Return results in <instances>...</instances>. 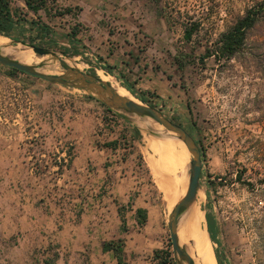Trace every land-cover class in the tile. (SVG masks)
I'll list each match as a JSON object with an SVG mask.
<instances>
[{
	"label": "rangeland",
	"instance_id": "374dc122",
	"mask_svg": "<svg viewBox=\"0 0 264 264\" xmlns=\"http://www.w3.org/2000/svg\"><path fill=\"white\" fill-rule=\"evenodd\" d=\"M256 1L259 0H54V7H69L71 13L47 19L43 12H39L41 20L58 34L56 41L62 47L69 48L60 34L68 32L74 24L78 26L77 36L81 41L85 38L93 40L94 37L98 43L108 38L112 41L124 38L130 44L140 41L135 49L145 59L142 64L157 72L159 85L167 81L173 92L168 105L156 98L153 104L149 101L144 103L181 126L198 146L201 159L199 186L202 190L198 212L202 213V228H205V212L214 219L215 243L209 240L208 235L207 239L221 264H264V23L257 21L248 30L242 50L233 58L216 59L211 54L202 60L199 58L206 50L214 52L219 34ZM22 5L21 0H13L14 7L21 8ZM94 8L96 10H92ZM84 13L85 16L98 14L96 19L93 16L96 23L92 32L86 31L89 27L81 21ZM190 23H196L197 27L190 41L185 42L182 28ZM76 48L80 52L76 55L63 54L55 48L47 49L71 60L78 69L94 73L97 77L102 75L109 79L106 82L110 85H117L111 76L97 73L93 68L90 60L98 56L96 49H89L80 41ZM28 50L32 56L31 65L42 61L43 57ZM9 56L21 60L20 53H10ZM177 58L181 68L176 67ZM24 64L28 63L24 61ZM6 68L0 65V132L17 130L32 136V131H52L46 116L58 120L70 96L84 97L79 89L50 84L27 74L8 76ZM55 68L59 73V66ZM46 73H49L48 70ZM43 92L57 96V104L53 99V106L42 108ZM158 92L151 96H159L160 90ZM124 93L136 99L128 91ZM91 104V109H95L97 114L101 111V130L110 129L104 125L105 120L112 123L110 130H114L116 136L121 133L120 128H125L127 143L124 148L116 149L117 159L130 161L128 155H132L129 169L139 182L134 194L138 193L149 205H153L158 214L160 232L151 236L149 250L128 252L125 257L127 264H149L147 257L152 250L164 248L169 242L167 216L171 208L167 209L165 199L167 174L154 181L148 160L157 161L158 157L147 146V134L138 132V136L134 137V129L127 123L120 118L109 121V113L98 103ZM26 141H32L31 144L25 142L27 148H37L40 144L38 139ZM166 145L169 146L170 158L173 156L171 162L174 164L170 165L177 176L181 169L177 163V146L170 139L169 144L166 139ZM180 157L183 163V150ZM189 158L188 154V161ZM188 161L184 171L186 183ZM246 182L250 184L246 185ZM68 205L64 207L68 209ZM124 225L130 227L125 221ZM15 237L0 235V261L6 255L2 247L15 244ZM188 238L186 233V246H191ZM19 254L26 264H40L39 248L28 254ZM11 255L13 259L18 256L13 252Z\"/></svg>",
	"mask_w": 264,
	"mask_h": 264
},
{
	"label": "crops",
	"instance_id": "0c3cea01",
	"mask_svg": "<svg viewBox=\"0 0 264 264\" xmlns=\"http://www.w3.org/2000/svg\"><path fill=\"white\" fill-rule=\"evenodd\" d=\"M93 16L96 19L98 14L81 16V21L89 27L88 32H92L96 23ZM80 42L98 51V56L90 60L93 68L116 80L123 96L129 97L124 93L128 91L152 104L156 99L165 105L172 101L173 92L167 81L159 85L157 72L142 64L145 59L135 49L139 40L130 44L124 38L116 41L108 38L98 43L94 37ZM159 90V96L153 98L151 94ZM42 95V108L53 106V99L57 104V96L49 92ZM70 97L60 119L46 116L52 131H32V136L17 130L0 132V235L16 236L15 244L2 247L6 255L0 264H26L19 253L28 254L36 248L41 254L40 264L52 252L56 254L55 264H114L112 253L102 251L104 242L121 239L125 258L128 252L148 251L151 236L160 232L154 206L138 193L134 194L139 182L129 169L132 155H128L130 161H121L117 159L116 149L104 146L117 138V134L99 128L103 125L101 111L97 114L91 109V103L98 101L79 95ZM166 138L169 144L170 138L167 135ZM29 139H38L39 146L25 147ZM168 147L161 159L155 154L159 157L156 164L148 160L152 172L154 167L159 170L152 173L154 181L169 172L173 156L170 158ZM177 180L179 177L171 189L174 199ZM67 203L68 209L64 207ZM118 208L125 224H130L126 231H121ZM137 208L145 210L146 215L140 227L135 221ZM11 252L18 256L13 259Z\"/></svg>",
	"mask_w": 264,
	"mask_h": 264
},
{
	"label": "trees",
	"instance_id": "16d2710c",
	"mask_svg": "<svg viewBox=\"0 0 264 264\" xmlns=\"http://www.w3.org/2000/svg\"><path fill=\"white\" fill-rule=\"evenodd\" d=\"M23 7L17 8L13 6V0H0V35L12 40L28 42L35 46H42L46 48H55L62 51L63 54L73 55L79 54L76 46L79 44L77 24H74L68 29V32L60 34L61 38L65 40L69 48L62 47L57 43V33L54 31L52 26H50L44 20H41L39 12H43L47 19L53 17H62L66 14L71 13L69 7L62 9H57L54 7V0H21ZM157 2L158 0H152ZM264 0L256 1L252 6L245 8L242 16L238 17L231 25H229L224 31H222L216 40V50L213 52L206 50L205 53L199 58L209 56L210 54L215 56L216 59L223 58L224 60H229L233 58L237 53H239L246 40V34L250 28H252L256 22L261 21L264 23ZM31 14V17L28 15ZM197 24L190 23L188 26H183L182 37L184 41H190L193 31L196 30ZM37 41V42H36ZM176 67L181 68L182 65L178 64V58L175 60ZM6 74L8 76H13L16 73L25 74L14 68H6ZM94 74V73H92ZM132 96L136 99L142 101L143 98L140 96H135L133 92H130ZM86 99L91 100L89 96H84ZM99 105L104 107L101 103L97 102ZM105 111L111 116L108 118L109 121L114 122V118H118L113 115L109 110L104 107ZM105 120L104 125L106 127L113 126ZM109 129V130H110ZM117 138L112 139L104 143V146L112 150L119 147L124 148L126 142L125 128H120ZM134 129V128H133ZM134 137L138 136V131L133 130ZM201 160V159H200ZM239 179V177L237 178ZM211 183V182H209ZM250 183L246 182V185ZM118 213L121 222V231H126L124 225V218L121 213L120 208H118ZM77 214V213H76ZM136 224L138 227L144 224L146 220L145 210L137 208L135 209ZM205 230L207 232L208 238L211 242L215 243L214 233H215V222L211 214L208 212L204 213ZM102 251H110L114 258V264H127L123 253V242L121 239L106 241L102 245ZM214 258L216 264H221L217 253L213 250ZM55 252L50 255H46L42 258L41 264H55ZM149 264H176L172 258L170 243L168 242L164 248L153 249L151 254L147 257Z\"/></svg>",
	"mask_w": 264,
	"mask_h": 264
},
{
	"label": "water",
	"instance_id": "95a60500",
	"mask_svg": "<svg viewBox=\"0 0 264 264\" xmlns=\"http://www.w3.org/2000/svg\"><path fill=\"white\" fill-rule=\"evenodd\" d=\"M14 44L15 46L17 44L30 49L36 56L43 57L42 61L33 65L24 64L12 56L0 53L1 66L14 68L27 75L40 78L50 84H59L79 89L83 92L84 96H89L98 101L113 115L120 118L138 132L151 136L173 133L182 141L187 153L190 155L188 161L187 183L183 195L176 201L175 204H173L170 212L168 213L167 229L171 254L174 262L176 264H193V261L186 252L185 247L179 244L177 238L178 217L181 212L193 201L196 190L200 187V152L192 137L181 126L164 117L159 110L145 104L144 101L140 99L134 101L128 97L121 96L116 93L110 83L101 80L99 77L91 73L78 69L74 64H66L64 61L66 58H61L57 52L32 45L28 42L12 39H9L6 45L9 47ZM45 60L53 63L54 67L58 65L60 72L50 74L40 71V68L44 65ZM141 125H144L145 128L142 129Z\"/></svg>",
	"mask_w": 264,
	"mask_h": 264
},
{
	"label": "bare ground",
	"instance_id": "6f19581e",
	"mask_svg": "<svg viewBox=\"0 0 264 264\" xmlns=\"http://www.w3.org/2000/svg\"><path fill=\"white\" fill-rule=\"evenodd\" d=\"M7 42H8L7 38L0 36V53L8 55V56L10 53H20L21 63H24V61L28 64L33 62V61H31L32 56L30 54V51L25 46L17 45L14 47H12V46L8 47V45H6ZM64 61L68 65H73V63H71L70 60L65 59ZM54 69H55V67H54L53 63L49 62L48 60H45L44 65L42 66V68H40V71H43L46 73L48 70L49 73H53V72L58 73V71H56ZM99 77L104 81H109V79L105 78L102 75H100ZM111 87L119 95H121V96L124 95L121 92L122 90L120 91L117 88L116 84H112ZM128 98H130V97H128ZM130 99L137 101L136 99H133V98H130ZM141 128L144 129L145 126L141 125ZM165 134L172 140L173 144L177 146V149H178L177 163L179 164V166L181 168L180 174L178 173L177 176L175 175V169L173 166L170 167L169 172L167 174V184L165 185L166 186L165 187V199H166V203H167V209L169 210L173 206V204H175L176 201L183 195V193L185 191L186 176H185L184 171L187 167L188 153H187L185 146L182 143V141L179 138H177L173 133H165ZM165 134L158 135V136H151V135L145 136V137H147L149 148L153 151L154 154H157L159 157L163 156L164 153L166 155V149H167L166 139L167 138H166ZM174 150H175V148H174ZM181 150H183V163H181V160H180ZM160 159H161V157H160ZM165 161H167V160L165 159ZM152 162H153V160H152ZM154 162H153V164H154ZM155 164H156V162H155ZM173 164L174 163H172V165ZM161 165L164 167L163 164H161ZM157 166L160 167L159 163L157 164ZM164 169H160V172H161V170L164 171ZM155 170L156 169L154 167V170L152 173L159 171V170H156V171ZM161 174H165V173H161ZM178 177H179V180H177V193H176V197H175V201H174L172 193H171V189L175 185V182L173 183V181H175V179H177ZM201 191L202 190L199 187L196 190L193 201L181 212L180 216L178 217L177 238H178L179 244L185 247L186 252L188 253V255L191 257V259L193 261V264H216L215 258H214V253H212L213 250H211L212 247L210 246V243L208 242V239H207V232H206L204 226H203V228L201 227V220H202L201 214L202 213L200 212L201 213L200 214L198 212L199 211L198 210V202L200 200L199 198L201 197V195H200ZM186 233L189 235V238L187 241H191L189 243L191 246H188V245L186 246V243H185Z\"/></svg>",
	"mask_w": 264,
	"mask_h": 264
},
{
	"label": "built area",
	"instance_id": "2783aa9c",
	"mask_svg": "<svg viewBox=\"0 0 264 264\" xmlns=\"http://www.w3.org/2000/svg\"><path fill=\"white\" fill-rule=\"evenodd\" d=\"M123 123H125L124 121H123ZM125 126V125H124ZM126 127V126H125Z\"/></svg>",
	"mask_w": 264,
	"mask_h": 264
}]
</instances>
